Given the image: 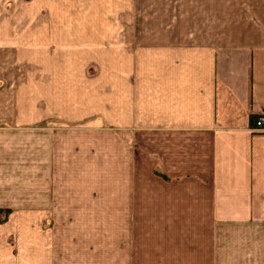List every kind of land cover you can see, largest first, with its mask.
I'll return each mask as SVG.
<instances>
[{
    "label": "crops",
    "instance_id": "0c3cea01",
    "mask_svg": "<svg viewBox=\"0 0 264 264\" xmlns=\"http://www.w3.org/2000/svg\"><path fill=\"white\" fill-rule=\"evenodd\" d=\"M201 2L205 32L181 29ZM137 4L154 44L49 11L0 42V264H264V0H111V22ZM23 45L30 107L7 114Z\"/></svg>",
    "mask_w": 264,
    "mask_h": 264
},
{
    "label": "rangeland",
    "instance_id": "374dc122",
    "mask_svg": "<svg viewBox=\"0 0 264 264\" xmlns=\"http://www.w3.org/2000/svg\"><path fill=\"white\" fill-rule=\"evenodd\" d=\"M90 1V0H88ZM111 0H96V4L92 5H86L83 6L82 0H0V42L8 44V42L12 39L14 36H20L23 35L22 43H25L28 41L29 36V30L31 29V25L35 24V18H37L38 14V25L43 24L44 22L39 19L41 18L42 13H47L49 11V15L53 18V25H57L60 22V18L64 14L69 15H78L82 12H85L86 14L95 13L99 16H102V21L100 23L97 22V24L101 27V30H107L109 28V25H113L114 23L119 24L122 26V28L127 27L129 30L130 28H133L136 35L139 36L138 39H141L142 42H150L151 44H154V42H157L156 32L159 29V21H153L152 17L154 12H156L157 6H148V5H141L137 4L135 6L130 5L127 10H125V6L122 7L124 10L122 11V15L119 16V18L115 17V13H113V16L117 19L113 22H111V14H112V8L110 7L109 3ZM205 1V0H204ZM63 2L69 3L68 5H63ZM107 2V4H105ZM137 2V0H136ZM139 2V0H138ZM73 3V4H72ZM80 3V4H79ZM204 2H201V6L197 7V13L195 15V21L191 22L190 24L184 25V30L192 29L193 31H203L205 32L207 22L206 19V6L203 4ZM51 8V9H50ZM115 9V7H113ZM177 10L181 7H176ZM49 9V10H48ZM183 9V7L181 8ZM209 10V6H208ZM52 13V14H51ZM119 13V12H118ZM209 13V11L207 12ZM126 14L129 16V21H133L131 24L132 27L129 28L130 23L129 21H126ZM113 17V18H114ZM34 19V23L31 21ZM50 24V23H48ZM38 28H40L38 26ZM149 31L150 37H146V33ZM143 34V36H142ZM15 37V38H16ZM204 39L201 37H198L195 41H203ZM147 44V43H146ZM140 45V44H139ZM20 59H16L17 61L24 62L22 64L21 70L19 69L17 71L15 66V72L17 77L21 78L23 81V85H12L8 87V91L5 95V100L3 102V105L5 106V113L7 114H16L15 111H21L28 112L29 111V92L28 90L25 91V88L28 89L27 80L29 79V51L28 47L25 48V45H23V48L21 50V53L19 54ZM81 55L79 54H69V55H59L55 54L51 57V62L55 63V67L59 70H62L60 68V64L64 65V67H67L71 72L76 68L78 69V61L80 62L79 58ZM26 62V63H25ZM81 63V62H80ZM21 75V76H20ZM15 78V77H14ZM14 81V80H13ZM2 106V104H0ZM12 118H7V121H10ZM86 136V135H85ZM87 137V136H86ZM87 150L85 151L84 155L85 157L92 160L91 156L88 155ZM92 155V154H91ZM73 157V155L71 156ZM87 161H90V160ZM65 161V160H64ZM105 160L103 158V165H102V174H103V181L101 183V189L102 190H108L109 189V182L104 181V179L108 180V174H109V165L107 163L104 164ZM58 167V166H57ZM65 169H67V166H64ZM63 166L59 165V172L62 171ZM73 167H70L69 169H72ZM76 168V167H74ZM73 168V169H74ZM83 169L86 172H92V169L90 170L89 166H80L79 169ZM65 171V170H64ZM105 174V175H104ZM80 184L79 188H84L85 185H92L90 182H84V183H78ZM20 216V215H18ZM22 217H25V215H21ZM20 216V219H21ZM65 215L58 214L56 215L55 220L58 222H61L62 217ZM67 216V215H66ZM8 217V214H0V221L4 222L6 221ZM52 217V216H51ZM53 219V218H52ZM43 221V219H42ZM60 232V231H59ZM70 264H78V263H70Z\"/></svg>",
    "mask_w": 264,
    "mask_h": 264
},
{
    "label": "built area",
    "instance_id": "2783aa9c",
    "mask_svg": "<svg viewBox=\"0 0 264 264\" xmlns=\"http://www.w3.org/2000/svg\"><path fill=\"white\" fill-rule=\"evenodd\" d=\"M255 125L257 129L263 128L264 127V117H262L261 119H258Z\"/></svg>",
    "mask_w": 264,
    "mask_h": 264
}]
</instances>
